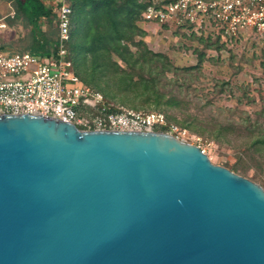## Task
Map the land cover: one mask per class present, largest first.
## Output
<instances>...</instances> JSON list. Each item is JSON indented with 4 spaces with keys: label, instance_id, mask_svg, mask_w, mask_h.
I'll return each mask as SVG.
<instances>
[{
    "label": "water",
    "instance_id": "water-1",
    "mask_svg": "<svg viewBox=\"0 0 264 264\" xmlns=\"http://www.w3.org/2000/svg\"><path fill=\"white\" fill-rule=\"evenodd\" d=\"M0 264H264V188L167 132L0 114Z\"/></svg>",
    "mask_w": 264,
    "mask_h": 264
},
{
    "label": "rangeland",
    "instance_id": "rangeland-1",
    "mask_svg": "<svg viewBox=\"0 0 264 264\" xmlns=\"http://www.w3.org/2000/svg\"><path fill=\"white\" fill-rule=\"evenodd\" d=\"M38 23L44 36L16 13L14 1L0 0V45L6 46L7 50L30 51L35 47V40L42 43L44 38L53 40L56 37L54 17L50 21L42 18ZM138 24L145 34L135 36V40L142 39L148 50L167 56L171 65L179 69V86L166 84L167 81L165 86L159 84L157 88L166 94L165 97L176 98L178 104L169 108L163 105L158 109L154 108L152 100L142 99L144 94L130 101L134 92H126L125 96L120 91H116L117 100L135 106L139 111H163L166 116H174L176 124H180L185 117L192 118L189 120L190 127L186 128L191 136L188 139L190 143H196L194 137H199L198 143L211 163L229 168L264 188V149L255 150L251 144L253 138L264 132V116L259 114L264 107V49L255 44H258V38L245 36L236 42H228L226 48L220 51L206 50L201 66L190 69L189 77L184 76V69L196 65L193 50L200 48L198 41L191 37L192 32L153 22L140 21ZM193 33L197 36L211 34L212 39L215 37L208 27L201 33ZM130 49L134 51L135 47L130 45ZM112 59L124 66L115 55ZM78 73L82 80L91 78V74L80 64ZM167 78L172 81L176 75L167 73ZM221 81L227 84L223 85ZM99 89L109 91L105 85H99ZM243 92H246L247 98L242 97ZM254 123L259 128H253L249 133L245 127ZM220 125L227 129L219 131Z\"/></svg>",
    "mask_w": 264,
    "mask_h": 264
},
{
    "label": "built area",
    "instance_id": "built-area-1",
    "mask_svg": "<svg viewBox=\"0 0 264 264\" xmlns=\"http://www.w3.org/2000/svg\"><path fill=\"white\" fill-rule=\"evenodd\" d=\"M144 1L141 21L196 33L208 27L227 43L254 36L258 44L254 43L264 49V0ZM41 2L54 17V48L47 55L0 49V114L50 116L82 131H162L190 143L187 129L169 122L163 112H144L110 102L84 84L67 57L71 13L67 0ZM194 138V145L201 149L200 138Z\"/></svg>",
    "mask_w": 264,
    "mask_h": 264
},
{
    "label": "trees",
    "instance_id": "trees-1",
    "mask_svg": "<svg viewBox=\"0 0 264 264\" xmlns=\"http://www.w3.org/2000/svg\"><path fill=\"white\" fill-rule=\"evenodd\" d=\"M10 1L15 2L16 13L22 15L41 36H44L38 22L42 18L49 21L52 19L50 8L41 0ZM67 2L71 8L69 38L66 43L67 57L72 63L73 72L84 84L101 92L106 100L136 110L138 109L135 106L120 103V99L116 98V91L124 92L125 96L128 94L126 92H134L135 95L131 96L130 101H133V97L144 94L142 99L152 100L155 103L154 108L158 109L163 105L169 108L178 104L176 98L165 97L166 94L159 92L157 88L159 84L165 86L168 83L179 86L181 84L177 81V77H181L177 72L179 69L171 65L167 56L148 50L142 39L135 40V36L142 37L145 34L138 24L142 20V12L146 6L144 0H67ZM190 34L198 41L200 48L195 47L193 50L196 53V65L184 69L186 70L184 76L189 77L190 69L201 66L206 50L220 51L228 45L226 41H222L219 34L213 39L211 34L205 36H197L193 32ZM56 37L53 40L44 38L42 43L35 40V47L29 52L47 55L50 48H54ZM130 45L135 47L134 51L130 49ZM0 49H6V46L0 45ZM262 54L264 57L263 51ZM113 55L123 62L124 66L113 60ZM76 63L91 74L90 79H81ZM167 73L175 74L176 78L169 80ZM221 84L227 83L221 81ZM99 85H105L109 91L100 90ZM222 90L223 88L220 89ZM242 95L247 98L246 92ZM259 114L264 116V107ZM164 115L168 121H176L174 116H166L165 113ZM189 120L192 118L185 117L178 125L189 128ZM251 125L245 127L249 133L254 130L253 128H259L257 123ZM219 129L222 131L227 128L220 125ZM251 144L255 150L264 149V132L253 138Z\"/></svg>",
    "mask_w": 264,
    "mask_h": 264
}]
</instances>
